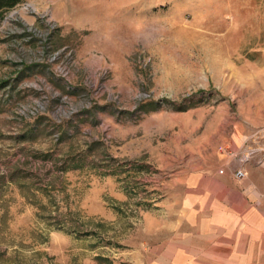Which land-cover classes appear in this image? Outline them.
<instances>
[{"label":"rangeland","instance_id":"obj_1","mask_svg":"<svg viewBox=\"0 0 264 264\" xmlns=\"http://www.w3.org/2000/svg\"><path fill=\"white\" fill-rule=\"evenodd\" d=\"M254 130L264 0H21L0 13V264H147L184 173Z\"/></svg>","mask_w":264,"mask_h":264},{"label":"crops","instance_id":"obj_2","mask_svg":"<svg viewBox=\"0 0 264 264\" xmlns=\"http://www.w3.org/2000/svg\"><path fill=\"white\" fill-rule=\"evenodd\" d=\"M259 132L220 138L208 161L184 173L173 223L146 245L147 264H264V164L257 151L264 141ZM238 169L241 178L234 175Z\"/></svg>","mask_w":264,"mask_h":264},{"label":"built area","instance_id":"obj_3","mask_svg":"<svg viewBox=\"0 0 264 264\" xmlns=\"http://www.w3.org/2000/svg\"><path fill=\"white\" fill-rule=\"evenodd\" d=\"M260 137H261V139L264 140V134L261 135ZM257 151L261 154V155H260L261 158H260V161H259V162L262 163V164H264V144H263L262 146H260V147L257 149ZM251 154H252V151L247 152L245 155L242 156V159H241V160H242V161L247 160ZM234 175H235V177H237V178H241V177L243 176V172H242L240 169H238V170H236V171L234 172Z\"/></svg>","mask_w":264,"mask_h":264},{"label":"trees","instance_id":"obj_4","mask_svg":"<svg viewBox=\"0 0 264 264\" xmlns=\"http://www.w3.org/2000/svg\"><path fill=\"white\" fill-rule=\"evenodd\" d=\"M21 0H0V13L12 8Z\"/></svg>","mask_w":264,"mask_h":264}]
</instances>
